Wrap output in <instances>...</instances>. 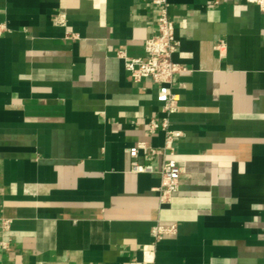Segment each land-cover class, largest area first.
Here are the masks:
<instances>
[{
    "label": "crops",
    "instance_id": "crops-1",
    "mask_svg": "<svg viewBox=\"0 0 264 264\" xmlns=\"http://www.w3.org/2000/svg\"><path fill=\"white\" fill-rule=\"evenodd\" d=\"M156 1L0 0V264H264V13L167 0L185 71L162 203V159L134 173L129 149L164 146L165 87L118 57H145Z\"/></svg>",
    "mask_w": 264,
    "mask_h": 264
},
{
    "label": "built area",
    "instance_id": "built-area-1",
    "mask_svg": "<svg viewBox=\"0 0 264 264\" xmlns=\"http://www.w3.org/2000/svg\"><path fill=\"white\" fill-rule=\"evenodd\" d=\"M259 8L264 13V0H245ZM159 8V16L156 21V34L148 39L144 45L145 57L131 58L126 52L120 51L118 57L124 61L125 68L135 83L150 79L154 83L164 86L166 91L163 113L166 115L161 121L152 120L149 124V132L154 134L161 130L165 134V144L162 148H154L148 143L140 142L129 149L131 167L134 173L146 172V167L140 165L137 159L141 153L149 158L162 159L160 176L161 186L157 190L160 201L169 203L175 193L179 191L182 168L178 165L175 153V142L182 137L180 131L171 129L170 116L178 110V96L172 92L174 78L185 71V68L175 62L174 56L180 47V41L176 36V27L169 16V4L167 0L155 2ZM7 29L0 26V38ZM223 45L221 44L220 48ZM4 222V227H7ZM177 227L156 225L152 230V236L159 241L165 236L174 235Z\"/></svg>",
    "mask_w": 264,
    "mask_h": 264
}]
</instances>
